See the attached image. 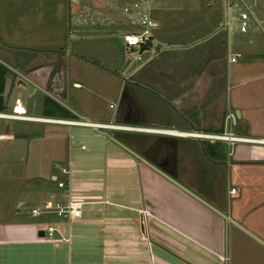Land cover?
<instances>
[{"label":"crops","instance_id":"0c3cea01","mask_svg":"<svg viewBox=\"0 0 264 264\" xmlns=\"http://www.w3.org/2000/svg\"><path fill=\"white\" fill-rule=\"evenodd\" d=\"M42 1L0 0V41L5 47H55L48 56L24 53L16 58L0 49L4 110L10 109L13 98L19 100L14 95L10 102L6 94L12 85L20 87L15 85V73L25 72L22 75L31 85L25 94L32 97L19 100V107L26 116L123 128L94 131L105 137L106 146L87 153L79 150L80 144L74 157L67 134V154L59 167L57 153L38 150V142L58 139L68 127L32 123L23 133L25 122L0 120V264H264V144L240 143L231 153L221 143L150 131L219 132L231 111L236 119L232 128L240 136L264 141V41L230 45L218 30L201 44L156 52L129 73L154 91L147 87L149 93L144 92L145 85L128 87L120 111L110 115L120 122H106L104 113H93L79 102L88 99L91 83L96 82L88 73L82 74L85 79L76 76L74 70L82 61L59 46L60 28L38 18L41 13L34 3ZM249 6L253 12L246 7L248 20L251 16L264 32V8L257 0H250ZM104 7L96 13L85 11L84 17L79 11L73 15V39L97 41L108 36L118 19ZM59 13L61 8L52 11L53 19ZM232 46L238 51L231 53ZM150 47L151 43L144 52ZM234 54L248 57L241 65L234 61L228 67ZM140 68L146 70L138 72ZM141 98L154 99L152 110L160 109L157 115L169 122H134L132 108L140 114L150 109ZM204 143L215 148L213 159ZM50 167L68 169L66 181H57ZM53 181L62 187L52 186ZM69 200L82 202L78 219L67 222L53 213L29 215L46 203L64 206ZM47 227L55 229L51 236ZM37 231L43 236L37 237Z\"/></svg>","mask_w":264,"mask_h":264},{"label":"rangeland","instance_id":"374dc122","mask_svg":"<svg viewBox=\"0 0 264 264\" xmlns=\"http://www.w3.org/2000/svg\"><path fill=\"white\" fill-rule=\"evenodd\" d=\"M78 1V3L74 4L73 0H43L42 2H35L34 7L35 9L40 10L38 12H40L41 14L38 15V18L43 20L48 19L47 25H51L53 23L52 27H58L61 29L60 33L62 37L61 41L59 42V46L62 47V50H69L71 52L69 57L71 58H81H77V60L79 59L82 62H78L79 65H77L80 68L76 67L74 70L77 72L76 76L80 79H85L87 73L91 74L90 80L96 83H91L92 92L91 95H88V99L85 100L83 98L82 100H79V102L81 103L83 108H88L93 113H104V121L106 122H120L118 121L119 119H113L110 117V115L117 110L120 111V101L123 97V92H126L128 87H142L145 85L140 83L139 79H136L137 74L134 77H131V75H129L130 71L134 68H137L139 64L149 56L154 57L156 52L161 54L163 52V54H165L168 52H174L177 48H185L186 46L201 44L208 41L211 38L212 34L214 32H217L218 30H221L224 35L226 34L227 40L230 42V45H239L242 41L246 42L248 40L252 42L264 41V32H262L259 26L254 23L251 16H249L248 20L250 28L245 33H240L238 31V13L241 11L247 12L246 7H248L247 9L249 12H253V9L249 6L250 0H195L193 5H191L190 0L148 1L146 3V6L148 7V14L150 18L156 22L157 29L152 33L151 47L147 52H139L136 47H126L122 41V36L132 30V27H130L128 23L130 21H135L141 14V12H138L136 10H132L128 15L123 14L122 8L125 5H129V3H123L122 0ZM104 1H109L108 5L103 4ZM257 2L259 3V6L264 8V0H257ZM102 5L105 6V9L108 8L113 12L114 19L116 17L119 20H117V24H115L114 28L112 27L108 29V36H102V38L96 39L97 41H79L73 39L74 28L71 21V19H73L74 17L73 15L75 13H78V11L79 13L81 12L82 17H84L85 11L95 12L96 10L99 12L103 8ZM29 7L30 5L25 6L24 8ZM56 8H61V13H59V15L55 16L53 19L52 11H54ZM67 15H70V18H68ZM77 30L80 29L78 28ZM96 31L101 32L102 30ZM49 46L50 45L42 48H34L36 46L33 45V47L18 46V48H10L5 47L3 42L0 41V49L7 50V54L12 55L14 58L20 57L24 53L33 55V57L40 55L48 56V51H51L55 48ZM235 48L236 47L233 46L230 47V52L232 53L234 51H238L235 50ZM42 49H45L47 51H44V53L38 52V50ZM136 57H139L140 60H136ZM246 57L248 56H241L240 58L236 59L235 66L241 65L243 59ZM229 66L233 67L234 63L229 64L228 67ZM70 70H72L71 67ZM144 70L146 69L140 68L137 71L142 72ZM225 72L226 70H224L223 68V74L225 75L224 80L228 85V77L226 76ZM82 74H86V76L83 75V77ZM88 80L89 79H86V81ZM147 87L149 88V86L145 85L146 91L143 90L144 92L149 91ZM149 89L153 90V88ZM33 90L37 93L41 92L36 90L34 87ZM25 93L26 89L24 90V88L22 87L15 88L12 85L10 91H8L6 95L7 98H10V102L12 97L15 95L19 98L21 103H23L26 98L32 97V95L27 96V94ZM149 99L150 98H141L142 102H144L147 106V109L150 106V102L151 104H154L156 102L154 101V99ZM71 102L72 101L68 103ZM113 103L115 105L117 103V105L115 106ZM89 106H91V108ZM158 111L161 110H156L155 107L154 111L152 110V106H150V109H145L140 114L138 110L136 112L132 108L130 116L132 118H135L133 120L134 122H138L139 119L141 122H169L162 115H157ZM32 114L37 115V112L34 111V113ZM24 125L25 126L21 128L23 133L28 132L32 127V123L29 122H25ZM38 131L43 132L44 130L38 129ZM62 131L65 132L64 129H62ZM80 133H82L85 137H89V139L82 137ZM67 134H69V136L71 137L70 141L72 143V149L71 151H69V154L73 155V157L77 154L76 152L80 144L83 145L84 150L87 153L95 150L96 148H103L104 146H106L104 139L105 137L103 138L100 136H95L94 130L92 131L88 128L83 129L71 127L66 130L65 134L61 133V135H59L60 138L58 139H56V137H51L54 139H45L44 141L40 140V142H38V150H45L48 152L49 150H53L52 152H54V156L55 153H57L58 157L56 161H61L59 167H61V165L65 161L64 159L66 158V156H64V154H67ZM108 134L110 137L113 135V133L110 132H108ZM232 134L240 136V134L235 131V127L232 128ZM76 140H80L81 142H78ZM53 145L54 148L52 147ZM205 145L206 143H204L203 146ZM235 145L237 144H234L232 147H228V151H231L232 153V150L235 149ZM73 157H70V161L74 160ZM51 168L53 170V173L55 174L57 181H66V176L61 175L60 170H58L56 167H50V169ZM74 174L75 171L71 168L70 176L74 177ZM96 179L97 178H95V180ZM40 180L41 178L38 179V181ZM98 182H103L102 175L101 179H99ZM50 184L52 186H56V181L50 182ZM43 214L50 215L51 213ZM44 216L46 217V215L40 216V218H42L41 221L45 220ZM52 216L56 217L55 214H52ZM58 219L63 220L62 218Z\"/></svg>","mask_w":264,"mask_h":264},{"label":"built area","instance_id":"2783aa9c","mask_svg":"<svg viewBox=\"0 0 264 264\" xmlns=\"http://www.w3.org/2000/svg\"><path fill=\"white\" fill-rule=\"evenodd\" d=\"M150 0H130L129 5H125L122 8V13L128 15L132 10L141 12L137 19L133 22H129L128 25L132 27V30L127 32L122 36V41L126 47H136L139 52H144L148 49L152 41V33L157 29L156 22L150 18L148 14V7L146 3ZM238 31L240 33H245L249 29L248 24V13L246 11H241L238 13ZM239 54H234L229 58V62L236 61L239 58ZM136 60H140L139 57H136ZM142 63V62H141ZM0 120L6 121H22L29 123H43V124H54L62 125L68 128L77 127V128H90L97 131H108V130H121L123 127L116 126L111 123L106 124H90L82 120H55L50 118H40V117H31L26 116L23 110L19 107V100L13 98L11 102V107L8 111H0ZM236 124L235 116L231 111H227L224 116L223 128L219 132L207 133L199 131H188V132H177L171 130H150L154 133L159 134H168L170 136L180 137V138H189L195 141L207 142L209 144L221 143L227 147H232L234 144L240 143H262L263 140H254L250 138H245L242 136L233 135L230 129ZM128 129V127H126ZM84 147L80 146L79 150H83ZM70 165V162H68ZM60 173L63 176L68 177L69 170L66 168H60ZM56 186L62 187V183L58 182ZM231 193H234L235 190L231 189ZM82 202L69 200L64 206H54L51 207L49 203L43 205L41 209H32L29 211L30 216H35L37 214L43 213H53L56 217H60L67 222L78 219L81 216L80 206ZM46 234L51 236L55 229L52 227L46 228ZM222 261H226V258H220Z\"/></svg>","mask_w":264,"mask_h":264},{"label":"trees","instance_id":"16d2710c","mask_svg":"<svg viewBox=\"0 0 264 264\" xmlns=\"http://www.w3.org/2000/svg\"><path fill=\"white\" fill-rule=\"evenodd\" d=\"M131 27V26H130ZM5 73V69L0 65V94H1V91H2V81H3V75ZM47 100L43 101V104L45 106ZM49 104L51 105V103L49 102ZM56 108H58L57 106H55ZM4 110V105L1 101V98H0V111ZM66 117H69V114L65 113L64 114ZM203 149L204 151L206 152V154L208 155V157H210L211 159H213V153H215V148L211 145H205L203 146ZM219 149L216 150V152H218Z\"/></svg>","mask_w":264,"mask_h":264},{"label":"water","instance_id":"95a60500","mask_svg":"<svg viewBox=\"0 0 264 264\" xmlns=\"http://www.w3.org/2000/svg\"><path fill=\"white\" fill-rule=\"evenodd\" d=\"M25 72H20V73H15L16 77H17V80L15 82V85H18L22 88H25L26 91L29 93L30 90H31V85L29 83V81L23 77L22 74H24ZM99 132L100 134H103L101 131H97ZM155 170V169H154ZM156 171V170H155ZM161 175H163L162 173H160ZM163 177H165L166 179H168L169 181H171L168 177H166L165 175H163ZM36 236L37 237H42L43 236V233L41 231H37L36 233Z\"/></svg>","mask_w":264,"mask_h":264},{"label":"bare ground","instance_id":"6f19581e","mask_svg":"<svg viewBox=\"0 0 264 264\" xmlns=\"http://www.w3.org/2000/svg\"><path fill=\"white\" fill-rule=\"evenodd\" d=\"M262 143L264 144V141H262Z\"/></svg>","mask_w":264,"mask_h":264}]
</instances>
